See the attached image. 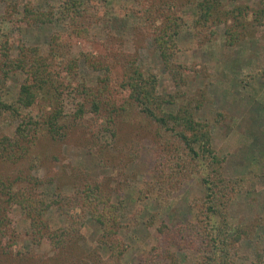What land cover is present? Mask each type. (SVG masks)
Wrapping results in <instances>:
<instances>
[{"label":"rangeland","instance_id":"1","mask_svg":"<svg viewBox=\"0 0 264 264\" xmlns=\"http://www.w3.org/2000/svg\"><path fill=\"white\" fill-rule=\"evenodd\" d=\"M58 1L0 2V41L10 38L14 44L47 48L52 36L61 35L66 45L65 53L58 54L62 62L60 72L69 92L78 87L79 90L85 88L94 94L99 83L106 78L105 67L101 66L100 69L98 64H109V81L113 87L109 92L116 96L119 105L122 104L125 109L123 113L131 117L128 125L122 127L128 131L133 123L141 134L139 156L133 161L122 158L120 166L116 165L117 161L114 166H105L98 160L96 152L89 148L92 146V131L96 129L75 130L62 142H53L47 136L41 137L36 142L32 156L18 163V166L6 168L7 174L22 178L30 172L31 176L43 180L44 185L38 190L36 188L35 194L38 200L48 202L56 200L61 194L71 195L72 179L69 180V176L73 169H80L93 181H105L104 187L112 204L120 207L117 216L122 226L116 239L125 247V251L117 264H144L143 260L148 255L157 253L159 244V247L165 248V237L158 231L160 226L164 224L175 233L179 227L193 222L196 209L206 194L201 182L205 175L203 165L193 168L191 175L175 189L164 183L160 174L165 169L160 163L161 145L155 136H165V133L141 121L137 109L124 99L123 94L128 92L125 82L128 81L126 75L129 72L136 70L146 77L153 75L156 79V96H183L178 102L190 103L195 120L209 126L210 149L222 160V177L244 182L243 190L229 195L224 205L225 222L231 228L245 230L248 235L233 251H229L232 263L257 264L256 254H262L264 261V19L261 26L253 25L250 29L254 39L233 47L225 46L223 26L214 28L216 37L209 43L203 41L206 43L199 44L201 41H197L190 33H181L177 38L179 53L175 54V63L187 71H184L185 83L178 86L163 68L150 37L151 27L132 15L137 6L136 0H105L108 14L98 26L89 28V42L74 37L65 24L59 21L24 28L20 26L18 13L26 3L39 10H48L50 5ZM221 2L228 8L234 5L248 6L254 11L264 8V0ZM116 50L128 54H110ZM82 51L98 54H80ZM68 61L75 62L71 70L64 67ZM21 82V74L12 76L4 90H0V97L8 102L14 101ZM86 95L79 92L76 97L90 98V95ZM67 96L63 94V101L69 104ZM176 106L178 104L171 107L164 105L163 109L170 111ZM73 108L68 110L70 115ZM29 114L36 116L37 108L22 112L24 116ZM85 116L83 123L93 118L92 114ZM15 127L16 123L0 126V134H11ZM98 142L99 145L107 144L106 155H116L112 145H109V134L101 133ZM55 157L57 162L54 161ZM31 158L35 160V165L30 163ZM42 216L48 226L55 230L68 225L70 216L83 215L75 210L70 212V216L58 215L53 208ZM4 225L7 233L0 237V264H48L45 260L55 256V249L46 239L33 236L29 221L20 208H9ZM85 225L82 233L84 240L78 247L82 252L89 253L96 246L98 230L90 220H86ZM191 234L181 238L185 247L175 243L168 245L169 252L177 255L178 264L201 263L200 257L205 253L203 240L195 232ZM223 250L227 252L226 248ZM20 254L22 257H19ZM99 254L103 259L108 258L104 251H99ZM77 264L91 263L81 261Z\"/></svg>","mask_w":264,"mask_h":264},{"label":"trees","instance_id":"2","mask_svg":"<svg viewBox=\"0 0 264 264\" xmlns=\"http://www.w3.org/2000/svg\"><path fill=\"white\" fill-rule=\"evenodd\" d=\"M136 1L137 6L132 15L151 27L150 37L163 68L178 86L185 83L184 71H187L175 63V54L179 53L177 38L181 33H190L197 41H201L199 44H203L206 43L203 41L212 42L216 37L214 28L223 26L225 46L233 47L254 39L250 29L253 25L261 26L264 19V8L255 11L248 6L239 5L228 8L223 6L221 0H195L193 3L188 0ZM229 2L234 3L233 0ZM106 5L105 0H59L50 5L48 10H39L26 3L18 13V22L24 28L59 21L65 24L74 37L89 42V28L98 26L108 14ZM181 7L183 8L180 9ZM65 45L61 35L52 36L47 48L14 44L10 38L0 41V90H4L12 76L18 73L22 76L14 101L8 102L0 97V126L16 123L11 134H0V237L7 233L4 223L9 208L18 207L29 221L33 236L46 239L55 249V256L45 260L48 264H77L81 261L117 264L125 251V247L116 239L122 226L117 216L120 207L112 204L107 188L104 187L105 181H93L80 169H73L69 176V180L72 179L71 195L61 194L56 200L48 202L38 200L35 194L44 185L43 180L31 176L30 172L25 173L26 176L22 178L11 177L5 170L18 166L23 160L27 161L41 137L47 136L53 142H62L75 130L96 129L92 131V146L89 148L96 152L98 160L105 166H114L116 161V165L120 166L122 158L133 161L139 156L141 134L133 123L128 131L122 127L124 124L128 125L131 117L123 113L124 107L109 92L113 88L109 81V64H98L100 69L101 66L105 67L106 78L99 83L94 94L85 88L79 90L78 87L69 92L68 85L61 78L62 62L58 55L65 53ZM80 54L98 53L82 51ZM110 54L128 53L116 50ZM74 65L75 62L68 61L64 67L71 70ZM131 68L136 69L134 66ZM126 78L128 92L122 93L126 102L130 101V105L137 109L141 121L165 133V136H155L161 145L160 163L165 169L160 174L164 183L175 189L191 175L193 168L203 165L205 172L201 182L206 188V194L200 207L196 209L195 220L179 227L175 233L162 224L158 231L165 237V248L159 247V244L157 253L148 255L143 260L144 264H178L177 255L169 252L168 245L175 243L185 247L181 238L192 235V231L203 240L201 242L205 253L200 257V264H233L229 251H233L248 235L245 230L231 228L225 222L224 205L229 195L243 190L244 182L222 177V160L210 149L209 126L195 120L190 103L178 102L183 96H156V79L153 75L146 77L135 70L133 73L129 72ZM79 92L90 95L91 99L76 97ZM70 93H73L71 99ZM63 94L68 95L69 104L63 101ZM175 104L178 106L174 110L163 109L164 105L171 107ZM71 105L74 107L72 115L68 112ZM33 108H37L36 116L22 115L23 111L31 112ZM87 114H92L93 118H86L87 121L83 123ZM103 132L110 135L109 145H112L117 156L106 155L107 144L99 145L98 140ZM54 161L57 162L58 159L55 157ZM30 163L35 165V160L32 161L31 158ZM53 208L58 215L70 216V212L75 210L83 216H70L68 225L52 230L42 214ZM86 220H90L98 230L96 246L89 253L82 252L78 247L84 240L82 233ZM225 248L227 252L223 250ZM99 251L106 252L108 258L103 259ZM262 258V254H256V263L264 264Z\"/></svg>","mask_w":264,"mask_h":264}]
</instances>
